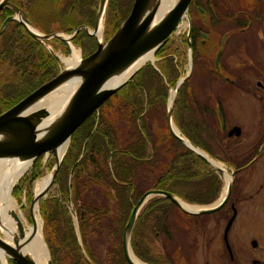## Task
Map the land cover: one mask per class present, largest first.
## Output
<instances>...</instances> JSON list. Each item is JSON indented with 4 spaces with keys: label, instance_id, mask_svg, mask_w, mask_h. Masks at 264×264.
<instances>
[{
    "label": "trees",
    "instance_id": "trees-1",
    "mask_svg": "<svg viewBox=\"0 0 264 264\" xmlns=\"http://www.w3.org/2000/svg\"><path fill=\"white\" fill-rule=\"evenodd\" d=\"M56 1L53 21L63 26L60 30L71 32L83 21L93 26L99 0ZM129 1L130 5L124 0H108L107 15L110 23L116 21L117 25L107 40L129 15ZM200 2L206 0H193L195 14L197 5L203 8ZM29 3L33 5L34 0ZM109 25L106 23V28ZM73 43H86L89 55L97 46L95 38L84 31ZM172 53L173 45L166 39L155 52V64L139 69L71 135L54 179L59 197L43 201L40 208L51 264H128L122 248L124 228L133 207L149 190L168 192L189 204L206 205L216 200L221 183L209 164L167 129L168 86L175 87L180 77ZM6 62L8 68L0 83V114L60 71L57 58L48 55L16 21L9 22L0 34V64ZM190 85L188 79L178 88L172 120L183 137L213 157L210 124L199 116L210 110L195 107ZM41 159L35 160L31 182L39 177ZM69 205L75 213L78 235ZM173 207L170 200L158 198L139 213L130 239L137 259L164 264V254L155 250V243L169 234L167 222ZM188 216L207 219L212 215ZM96 240L105 251L103 261L96 256Z\"/></svg>",
    "mask_w": 264,
    "mask_h": 264
},
{
    "label": "flooded vegetation",
    "instance_id": "flooded-vegetation-1",
    "mask_svg": "<svg viewBox=\"0 0 264 264\" xmlns=\"http://www.w3.org/2000/svg\"><path fill=\"white\" fill-rule=\"evenodd\" d=\"M192 3L193 0L188 9L191 20L182 39L192 55V71L186 80H192L195 65L200 66V82L190 85L193 102L195 107L210 110L209 114L200 111L199 116L201 121L204 118L210 122L214 154L211 158L226 163L228 174H233L226 202L211 215L218 218V223H224L222 242L227 264H264V0L200 2L203 8L197 5L196 14L208 16L205 28L196 22ZM9 5L22 11L37 33L48 37L38 41L48 55L55 56L53 48L57 44L69 46L53 38V34L63 32L69 37L78 29L71 44L78 46L83 56L89 55L84 54L89 52L86 43L79 46L73 42L82 31L88 35L85 28H93L95 18L93 26L83 21L71 32L53 31V24L63 27L53 21V7H58L56 0H34L33 5L29 0H9L0 10V28L14 15ZM106 23L110 24L108 27L117 25L116 21L110 23L108 15H105V28ZM171 57L178 67L175 56ZM7 68V62L0 64V83ZM231 218L225 243L224 230ZM169 237L170 234L165 235L167 242ZM170 253L163 255L164 264H175V251Z\"/></svg>",
    "mask_w": 264,
    "mask_h": 264
},
{
    "label": "water",
    "instance_id": "water-1",
    "mask_svg": "<svg viewBox=\"0 0 264 264\" xmlns=\"http://www.w3.org/2000/svg\"><path fill=\"white\" fill-rule=\"evenodd\" d=\"M107 1L108 0H100L98 3L93 29L89 30L85 28L88 35L96 38V50L89 56L82 58L78 66L61 70L56 77L42 84L17 104L0 114V158H12L20 161H31V163H33L38 157L46 153L51 152L54 155V166L50 173V185L38 196L32 197L30 212L31 207L34 204H38V202L47 195L54 184L55 175L61 165L62 159L69 146L71 135L74 131L97 111L107 99L127 84L132 76L147 62L135 70L127 79L113 87L106 88L105 85L107 82L113 77L123 73L144 55L151 53L152 60L148 61V63L154 65L155 52L174 32L180 21L187 18L188 7L191 0H177L167 13L157 21H155V18L159 10L158 0H134L128 17L120 24L114 34L105 41L102 38V34ZM8 4L9 0H0V10ZM10 9L14 15L4 21L0 28V34L10 21H17L24 27L27 34L35 40L42 41L48 38L41 36L32 28L22 11L13 6H10ZM79 30L80 29L69 37L53 34V38L59 39L69 45L73 36H75ZM73 77L79 80L75 91L59 116H57L47 128L46 133L39 137L37 134L38 126L41 120L48 116V112L45 109L29 112V109L43 97ZM187 77L188 75L178 80L173 89L174 94L170 95L166 115L168 128L172 136L185 147L205 160L210 166L217 168L213 161L203 151L175 133L172 129L174 125L171 120V111L175 92L178 87L184 83ZM64 145H66V149L62 157L58 159L56 157V150ZM217 169L220 170L219 168ZM230 176L231 183L227 188L226 195L217 200L214 204L201 207L197 211L184 210L178 203L179 199L168 192L161 190H149L145 192L133 207L124 228L122 248L127 263L134 264L128 256V248L131 250L130 239L136 219L143 207L151 199L166 198L185 214H211L221 208L226 202L233 181V174ZM231 223L232 218L228 221L224 230L225 243H227L226 236ZM18 229L20 238H23V228L20 223H18ZM75 230L78 235V229L75 228ZM2 236L4 237L3 234ZM17 247V241H14V246H11L5 239L0 237V250L5 253L8 260L16 264H35L28 256L22 254ZM47 264H51L49 257Z\"/></svg>",
    "mask_w": 264,
    "mask_h": 264
},
{
    "label": "rangeland",
    "instance_id": "rangeland-1",
    "mask_svg": "<svg viewBox=\"0 0 264 264\" xmlns=\"http://www.w3.org/2000/svg\"><path fill=\"white\" fill-rule=\"evenodd\" d=\"M127 4L130 5V1L124 0ZM134 0H132L133 5ZM132 7V6H131ZM107 16V13H105ZM128 17V16H127ZM197 17V21L199 24L201 23V27L205 28V25L208 16L203 17ZM190 16H188L187 13V19L185 18L179 25V27L175 30L174 33L170 36V43L173 45V51L174 53L171 54V56H175V62H177L179 69V79L184 78L185 75H189L192 71V62H191V52L189 48H186V46L183 44V36L186 33V30L188 28V25L190 23ZM60 30V27H58L56 24H53V31ZM112 33V27H104V31L102 34V38L107 40V35L110 36ZM59 35L65 36L69 35L63 32H58ZM80 51L81 59L85 57L83 54H81V50L78 46H75ZM54 53L57 56L58 60V66L61 68L60 70H63L65 68V65L62 61V58H67L70 56L71 50L69 49V46L64 47L61 44H57L54 48ZM88 51H90L88 49ZM67 52V53H66ZM88 52H84L86 54ZM156 59V58H155ZM147 64V63H146ZM200 66L195 65L194 67V73L193 78L191 80V84L195 85L198 82H200ZM174 87L169 86L168 89V98H167V106L169 105L170 95L174 94ZM114 95V94H113ZM112 95V96H113ZM176 95V92H175ZM111 96V97H112ZM176 97V96H175ZM174 97V99H175ZM108 100V99H107ZM167 113V111H166ZM167 115V114H166ZM207 122V120H206ZM159 124L160 122L157 121ZM208 124H210L208 120ZM167 125V121H166ZM168 129V126H167ZM41 159V166L39 170V177L31 182L30 178L32 177V169L34 167V164L36 161H34L30 168L21 176L19 182L15 185L12 196L14 200L17 202L18 206L21 208V211L25 213L26 219L29 223H31L30 218V206H31V200L34 196L33 194V185L35 182L42 177H45L51 173V170L54 166V155L49 152L45 155L40 156ZM220 164H222L224 167L229 168V166L226 163H223L220 161ZM214 171V174L219 176V181L221 183V189L219 194L217 195V198L215 201H213L210 204L206 205H198V204H189L185 201V203L194 206V207H207L212 204H214L219 198L221 197L224 182H225V176L220 171L218 172L216 168H212ZM226 170V169H225ZM227 173H230L229 170H226ZM59 193L57 190V187L55 183L50 188V191L47 193L45 197H43L38 202V211H39V217L41 219L42 224V238L44 241L43 236V220L41 216V205L43 201L49 200L51 198H58ZM71 209L72 207L69 206ZM74 214V213H73ZM73 226L74 229H78V223H76V217L75 214L73 216ZM218 218L215 217H209V218H192L182 212L176 205L171 209L167 226L169 230V242H167V239L165 238V235L158 238L157 242L155 243V250L159 254H165L169 255L171 251H175V257H174V263L180 264V262H183V264H227L226 262V253L224 252L223 248V242H222V232L224 228V223H218ZM76 231V230H75ZM79 231V230H78ZM77 234V231H76ZM44 244L48 251V257L52 258L51 252H49V249L44 241ZM95 252L97 258H99L100 261H103L102 256L104 255V249L102 248V245L98 240L94 242ZM224 254V257L221 258V254ZM171 254V253H170ZM135 256V255H134ZM173 258V257H172ZM140 262H142L140 259H138ZM143 264H146L142 262Z\"/></svg>",
    "mask_w": 264,
    "mask_h": 264
},
{
    "label": "bare ground",
    "instance_id": "bare-ground-1",
    "mask_svg": "<svg viewBox=\"0 0 264 264\" xmlns=\"http://www.w3.org/2000/svg\"><path fill=\"white\" fill-rule=\"evenodd\" d=\"M177 0H158L159 10L155 21L163 17L167 11ZM100 37V35H99ZM70 56L62 58L65 68H74L79 65L81 56L78 48L69 43ZM152 60V54H147L139 58L127 68L123 73L110 79L105 85L106 88L113 87L114 85L127 79L135 70L146 62ZM79 80L76 77L69 79L67 82L61 84L51 93L43 97L29 109V112L38 109H45L48 116L41 120L38 126V136H43L47 128L52 124L54 119L59 116L71 95L75 91ZM172 129L177 133L176 128ZM66 149V145L56 150V157L60 159ZM214 165L224 172L225 182L221 194V198L226 195L227 188L231 183V176L225 171L223 165L213 162ZM31 161H20L12 158H0V237L5 239L8 244L14 246V241L18 243V250L28 256L35 264H47L48 254L46 246L42 238V224L39 217L38 204L31 207V223L26 219L25 213L21 211L17 202L12 196L13 189L21 176L30 168ZM51 181V174L37 180L33 185L34 197L43 192ZM180 206L187 211H197L200 208L191 206L185 202L178 200ZM18 223L23 228V238H20ZM4 235V238L2 236ZM128 256L134 264H143L128 248ZM8 257L0 250V264H8Z\"/></svg>",
    "mask_w": 264,
    "mask_h": 264
}]
</instances>
